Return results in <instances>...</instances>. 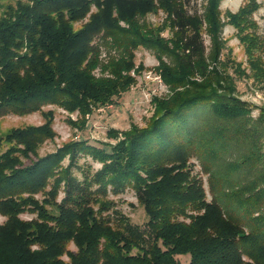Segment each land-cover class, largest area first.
Listing matches in <instances>:
<instances>
[{
	"label": "trees",
	"instance_id": "1",
	"mask_svg": "<svg viewBox=\"0 0 264 264\" xmlns=\"http://www.w3.org/2000/svg\"><path fill=\"white\" fill-rule=\"evenodd\" d=\"M221 1L0 0V119L48 104L82 116L113 104L135 82L138 48L156 53L171 88L154 98L146 126L110 129L114 143L82 137L41 156L55 136L50 112L0 136V264H178L187 254V264H264V107L254 116L236 80L264 86L259 2L223 17ZM159 10L167 24L143 21ZM226 24L249 71L231 49L225 56ZM129 189L144 228L112 199Z\"/></svg>",
	"mask_w": 264,
	"mask_h": 264
},
{
	"label": "rangeland",
	"instance_id": "2",
	"mask_svg": "<svg viewBox=\"0 0 264 264\" xmlns=\"http://www.w3.org/2000/svg\"><path fill=\"white\" fill-rule=\"evenodd\" d=\"M259 2V9L256 11L254 17L259 25L258 32L264 39V0H257ZM207 0H198L199 7H203ZM248 0H222L220 3V9L223 17H225L226 11L236 12L244 5ZM166 12L159 10L157 13L147 14L143 21H146L151 27H158L166 23ZM77 26H81L78 23ZM170 28H166L161 32L163 37L168 38L170 36ZM223 37L227 43V49L225 50V56L228 50H232L231 56L235 60L241 62L243 67H247L249 71V65L247 55L245 53L243 45L237 36L236 29L226 24L223 30ZM206 45L210 48L211 40L208 35L205 34ZM113 54L114 49H111ZM136 54V66L131 71L135 82L131 85L128 91L117 97L113 104L95 108L92 114L82 116L79 112H70L63 107L48 104L44 105L41 110L36 112L17 115L8 114L0 119V136H5L13 129L24 128L30 125H41L46 122L49 116L46 113L50 112L52 118V129L55 132L53 139H47L39 148V154L41 156L55 151L63 143L74 139H80L82 137L89 139L92 144L103 146L101 142L114 143L116 140L108 136L110 129H116L119 132L129 130L131 124H136L139 127L146 126L148 120L153 116L156 105L154 98H166L171 94V88L164 82L157 67L160 64L156 53L152 50L138 48L135 51ZM102 59L107 60V51H103L101 55ZM264 58V51L262 53ZM105 60V61H106ZM141 65L142 69L137 70ZM95 74L100 76L101 68L98 67L95 70ZM238 95L241 99L250 102L255 105L253 115L257 116L259 113V107H264V86L257 88L252 85L253 79H247L244 77H238L237 79ZM46 115V116H45ZM86 122V129L84 131L79 130V125ZM26 162H28L25 159ZM82 160L81 162H83ZM93 165L95 169L100 167V164L93 162L91 159L87 160ZM200 167L196 166L195 172H200ZM208 189V187H207ZM62 195L59 197L61 199ZM115 201L116 208L121 210L130 221L141 228H144L147 222V216L145 214L143 206L138 202L137 196L134 191L126 190L125 192L112 196ZM34 215L30 213L22 214V218L31 219ZM6 221V217L0 215V224ZM70 249L75 251L76 248L72 244ZM181 264H187L190 259V255L178 256ZM67 260L68 257L65 256Z\"/></svg>",
	"mask_w": 264,
	"mask_h": 264
},
{
	"label": "water",
	"instance_id": "3",
	"mask_svg": "<svg viewBox=\"0 0 264 264\" xmlns=\"http://www.w3.org/2000/svg\"><path fill=\"white\" fill-rule=\"evenodd\" d=\"M177 262H178V264H181L180 259H178V258H177Z\"/></svg>",
	"mask_w": 264,
	"mask_h": 264
}]
</instances>
